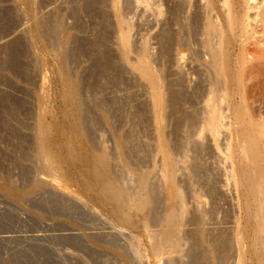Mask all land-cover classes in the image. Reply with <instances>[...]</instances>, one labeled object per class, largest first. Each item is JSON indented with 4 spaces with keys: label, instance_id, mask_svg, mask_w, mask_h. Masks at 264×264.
I'll use <instances>...</instances> for the list:
<instances>
[{
    "label": "rangeland",
    "instance_id": "374dc122",
    "mask_svg": "<svg viewBox=\"0 0 264 264\" xmlns=\"http://www.w3.org/2000/svg\"><path fill=\"white\" fill-rule=\"evenodd\" d=\"M34 1L35 2H34L32 10L34 9L33 12L35 13V15L33 12H31V14L27 13L28 6L24 0H0V42H2L0 43L1 45L0 46V96H1L0 97V101H1L0 107L1 108L3 107L2 109L0 108V111H1L0 114H3V115H0V118L3 117V119H0V134H1L0 135V264H194V262L195 264L197 263L199 264H237V260H238L237 257L239 255L237 253L239 251H236V250H239V248H238L237 242L235 241L236 233L234 231H236L235 229L237 228V225L239 227V225L244 226L246 224L245 226L248 227L250 226V224L244 221L243 219H241V216H240L241 215V211H240L241 201L238 200L240 198L238 197L237 190L235 191L236 188H234L235 185L233 182H231L232 180H229L228 181L229 183H228L227 182L228 179L226 180L227 175L225 176V174H227L225 173L226 169L227 171L229 169V167H226V166H229L230 163L225 162L224 160L225 155H223V153H225L224 151L226 150H223V148L227 144V142L233 140L232 142L235 144L236 140L235 138H232L231 136L230 138L231 140L227 139L228 141L226 142V140L224 139H226L227 136H230L231 134H228L229 133L228 131H223L224 134L222 133V135L219 136L218 138L217 147L216 146L214 147L210 139H207V141L210 140L208 143L206 142V144H208V146L206 145L208 149L206 147L205 149L202 148L203 151L201 150V148L197 149L196 147L198 146L196 145H193V147L191 146L190 148L191 150H189L188 149L189 145H187L186 141H185L186 144L184 143V145L183 144L181 145V143H183V141L185 140L184 137L186 135L187 136L185 138L187 139L188 134L189 135L194 134V132H196L197 130L196 128L197 123H195L196 126L194 125V122H196L195 118H197V116L199 115L198 110L201 109L200 108V106H202L201 102H203V99L207 92V88L209 86L207 83L210 84L211 77H212L211 72H209L206 68L207 66L205 62L208 59V56L205 54L202 48L203 47L201 43L202 42L201 40L202 31L200 30L202 29V24L204 23V21L202 22L201 20H205V18L203 17H205L204 11L206 10L204 9L203 3L204 2L207 3L209 2V0L208 1L199 0V2L196 0H190V1L189 0H178L177 2L176 0L175 1L173 0H162V1L159 0L158 1L157 0L158 2L156 0H152V1L149 0V2L148 0H142V2L138 0H119V4H118L119 11L121 12V15L123 16V18L129 23V25L132 26V28L130 27L131 29L129 31V35H130V40H132L131 44L134 43V46L133 44L130 45V48L132 47L130 49L132 53L130 54L131 51H129V53L127 54V57L125 58L126 61L124 62L122 61L121 57H119V55L116 53L117 52L116 44L118 40V39L116 40L117 26L113 18L114 16H113V12L111 9L112 8L111 0L109 1L108 0H98V1L97 0L95 1L94 0H88V1L87 0H34ZM150 1L152 4L150 3ZM188 1L189 3H187ZM87 2L88 3L90 2V3L88 4ZM254 2L255 0L252 3ZM163 4H166L165 6L167 7L164 6L163 8ZM180 4H182V6ZM217 7L218 6L216 5L215 6L216 10H218ZM175 8L177 9L176 11H174L176 12L174 14L173 10ZM191 9H193L192 12H191ZM167 10L170 12H168ZM187 10H189L188 13H187ZM216 10H215V14H214V11H213V14L212 13L210 14H212V16L217 15V17L215 16L216 18L213 16L212 19H214V21L216 20L217 22H220V20H218L219 13ZM157 11L158 12L160 11V14L157 13ZM163 12L164 13L167 12V14L164 15ZM179 12H181V14ZM253 12L255 14L258 13L257 10L251 11L252 19H253L252 16L254 15ZM32 13H33V16H30L32 15ZM189 13L192 15H190ZM202 14H203V17H202ZM207 14L208 12L206 11V16ZM34 16L38 18L34 20L35 19ZM257 18H259L260 20L259 22ZM257 18L256 20L254 19V20H251L252 22H249L252 24V26L250 24V27H249V31H250L249 38H247L246 40H244V38L240 39V41L236 43L235 45H233V47L231 48V54H232L231 70L232 71H236L235 68L238 69V65H237L238 58L242 51L247 50L243 53L246 55L247 54L246 52H248V55L246 56L250 57L252 52L251 51L249 52V50L252 49L251 48L252 46H255V45L256 46L260 45V47L264 46L263 44L264 43V31H263L264 16L263 17L257 16ZM41 19L44 20V22L42 23L45 24V26L44 24H41L42 28L43 26L45 27V29L48 27L50 28V29L49 28L47 29L48 32L45 30L48 34V37L44 39L43 42L35 40L31 32L32 31L31 28L34 25V22L37 20L41 22ZM181 19H183L182 20L183 23ZM60 22H62L61 31H57V29H55L56 27L55 25L60 24ZM175 22H178V23H175ZM165 23L167 24V26ZM193 23H196L195 24L196 26H194ZM173 24H175V26L177 27L173 26ZM198 25L200 27H198ZM114 27L116 28L114 29ZM187 27L188 28L190 27V28L187 29ZM172 29L174 31H172ZM15 31L17 34L15 33ZM52 32H54V34ZM157 32L159 33V35ZM180 32L182 35H180ZM194 33L196 36H194ZM255 33L257 37L253 38L254 36H256ZM184 34H187V35H184ZM252 34L254 36H252ZM61 35L69 39V45L66 51V56H67L66 66L68 69L69 76L71 75V79H73L72 81L73 85L78 86V91H79L80 100H81L80 102H82L81 105L84 109L83 111L84 113L82 112V117L84 116L83 119H85L83 121L84 129L86 127V130L84 131L86 133L88 141H90L89 147H92V149L94 148L97 149L95 151H98V150L106 151L107 150L106 152L107 155L112 154V155H108L109 157L112 158L111 162H113V166H111V168H113L111 170V172H113L112 175L115 178L118 177L117 180H119V182L120 181L124 182V183L120 182L122 185L125 186V184H127L125 186L127 189L130 186L132 188L136 187L135 185H137L136 183L137 173L146 174V175L148 174L149 176L148 175L147 176L149 177V181L152 183L151 185L154 186L155 184L154 186L155 191L153 190L154 195L152 194V198H155V200L152 199L153 203H151L153 204V207L149 208V206H152V205H149L147 208L143 210L145 211L144 213L143 211H140L139 213L138 211H135L136 213L132 211L133 223L135 222L134 225H136V227L134 225L132 226V224H130L131 226L128 225L129 227L124 226V225H121V223L117 222L116 219L113 220L114 218L110 217L109 214L105 211V209H103L102 207L101 209L97 203L92 202V199H89L88 196H86L82 191H80L79 189L80 187H78V185H77L78 187V190H77L75 183H72V182L67 183L65 182L66 180L64 179L63 180L65 183L62 182L63 181L62 179H61L62 181H58L60 179L53 178L51 176L54 180L58 179L56 180V183L60 182L59 185L61 184L60 186L63 188L62 190H57L59 191L58 193L56 190L55 191L53 189L50 190L47 184L42 187L43 189L45 188V191L44 190L43 192L41 191L43 194H40L41 192L37 191V190H42V188L34 190L35 183L37 182L35 180L36 179L39 180L41 177H46L44 174L43 175L40 174L42 172L41 170H39L40 168L37 169L38 165H36L37 161H35V158H36L35 144H34L35 143L34 142L35 127L33 125H35L36 123V117H37L36 114L42 111V109L39 111L38 109L42 107L44 108L48 107L46 108V110L48 111L45 114L47 116H45L44 120L46 119L47 121L53 120L56 127L61 126V129H63L62 131L63 132L65 131V134L68 133V128H66L67 120L64 119L63 117L64 116L63 113L65 112V107L59 101V98H60L59 91L61 90L60 88L61 81L59 80L60 70L58 68L59 61L57 62L58 59L56 60V55H54L58 50V48L56 47H58L57 43H58L59 38L62 37ZM167 35L172 40H171V43L169 44L170 46L166 50L164 47L165 43L164 44L162 43L164 41L163 39ZM7 36L10 38H8ZM157 38L160 40H158ZM175 41L178 45L175 43ZM255 41L258 44H256ZM241 42L242 43L245 42V43L241 44ZM248 42H252L251 44H249V46L251 45L250 49H248V46L246 49V46H245L247 45ZM144 43L147 46L148 57L151 58L149 59L151 61L153 69L157 74L160 75L161 86H162L161 92L163 94L161 93V98L162 100L164 99V102H162V104L164 103L163 105L165 107V111L163 109V111L160 112L161 114L159 113L160 120H162L163 122L162 124L163 126L160 132V136H161L160 142L163 143V146H165V149L168 150V152H170L171 150L169 154L171 155L172 158H175L174 164L175 165L177 164L175 168L177 169L179 167L178 170H175L176 174H174V171H172L169 174L172 178L175 177L174 179L178 182L177 183L175 181L176 183L175 186L179 187L177 189L179 190L181 195L184 194L182 196V200L184 198L185 199L181 201L183 202L185 206L183 204H180L181 201L179 199H177V203L179 201L180 203L177 204L176 199L171 200L169 198L170 189H169L168 183L166 182V180H165L166 183L164 182V177L161 178L162 175L160 174H163L162 173L163 171H160L163 168V164L161 162L162 155L156 151V147H155V144L157 143L156 142L157 139L155 138L156 137L155 136L156 133L154 132L155 128L153 124L151 123L152 113L150 110V106H149L150 103H149V98H148V94L150 95V90H149V87L147 88L148 86L147 83L144 80L140 79L137 73L132 69L133 67L132 63H135L137 59V53H138L137 51L140 50L141 48L140 46H142V44ZM88 48H91V49H88ZM114 51L116 54L114 53ZM134 51L135 53L133 54ZM97 54L99 55L97 56ZM14 56L16 57L14 58ZM105 56H108V58L107 57L105 58ZM114 56H116L117 58L115 57L116 58L115 59ZM181 56H183V59ZM199 56L202 59H200ZM110 58L112 59L110 60V62L114 60L113 63L116 62L115 65H117V67H115V65L113 64L115 68L114 70H113V67L109 66V64L111 63L109 62L108 64V61H109L108 59ZM99 59L102 61H100ZM122 62L125 64H123ZM122 65L124 68L122 67ZM104 68L106 69L104 70ZM110 68L111 70H109ZM116 70H118V72ZM177 85L179 86L180 89L177 88ZM173 86H175V88ZM255 87H254L255 89L253 88L254 92H258L260 87L257 86V84ZM189 88L191 89V91ZM171 89L172 90L176 89L175 90L176 92L178 90L179 95L182 90L184 94L181 93L182 95L180 96L181 98L183 97L182 98L183 100H181V98L179 97L181 101L178 99L177 104H179V101L185 102V103L183 104L180 103L181 106H179L180 104L177 106V104L175 103L174 105H176V107H174L173 103H171L172 95L170 94H173L176 92H174V90L172 91ZM255 90H258V91H255ZM193 91L195 95L193 94ZM10 99L11 100L13 99V100L11 101ZM15 100H17V102ZM167 100L170 103H167ZM236 100H239L238 97H235V102L237 103L238 101ZM259 100L260 101H258L257 99V102L256 103L254 102L255 106L253 110H255V112L253 111V116H255V119L262 118L260 121L263 122L264 120V99H259ZM262 100H263V103H262ZM7 104H9L10 106L12 105V106L9 107V105L7 106ZM24 104H26L25 107H24ZM42 104L46 105V107L41 106ZM60 104H62V106ZM114 105H115V108L113 107ZM171 105H173L172 108L170 107ZM196 106H198V108H196ZM8 107L9 109H6ZM180 107L182 109L184 108L183 112H182V109H179ZM190 107L191 108L193 107L192 110ZM61 108L63 111L61 110ZM169 108H170L171 114L170 113L168 114ZM174 108L179 109V110L175 109V111L176 112L178 111L177 113L179 114L180 117L177 116L178 114L175 111L174 112L177 115L173 114V111L171 110H173ZM223 108H225V106H223ZM10 110L12 112L14 111L15 113L14 112L10 113L11 112ZM189 110L191 112H189ZM48 112H51V113H48ZM192 112L195 113L197 116L196 115L194 116ZM9 113L11 115H9ZM162 113L165 116L162 115ZM182 114L185 115L187 119L185 118V116L183 117ZM55 116H57V118ZM50 117L52 118L50 119ZM176 117L180 118V122L182 121V123H183V120H185L184 123L186 122V124L183 123L181 127L180 125L181 123L179 122L180 126L176 125L177 122L179 121ZM181 117H183L184 119H182ZM190 118L191 119L193 118V123L191 122L192 120H190ZM2 120L3 122H5L6 125H3L4 123L1 122ZM6 121L7 122L9 121V122L7 123ZM189 121H190V127H194L195 131L192 128L188 127ZM62 122H64L65 125ZM4 126H6L7 128ZM177 126L182 129L181 130L179 128L176 129ZM187 128H190L191 130ZM121 133L124 134L125 136H123ZM226 133L228 135L225 136ZM5 134L6 136H4ZM120 137H122L121 139L124 138L126 141V142L125 141L123 142L124 147L122 150L116 149L117 145L115 146L116 140H118ZM21 142L23 144H20ZM114 142L115 144H113ZM91 144L92 146H90ZM178 145H180L181 147H179ZM209 145H211L212 147ZM194 146H195V150H194ZM112 147L115 149H113ZM23 148L25 149L27 148V150L25 151V149ZM103 148L106 150H104ZM186 148L191 153H189L186 150ZM126 149L128 151H126ZM219 149L221 150V152ZM117 150L118 152H120V154L117 152ZM196 150H199V151H197L196 153ZM124 151H125V154H123ZM215 152H216V156H215ZM129 153L130 155H128ZM19 154L23 156L21 157L19 156ZM117 154H119L120 157H118ZM157 154H160L161 157L158 156ZM185 154L189 155V158ZM198 154L201 158L198 156ZM184 156H186L187 160L184 163H182L181 161L184 159ZM194 156L196 158H193ZM217 157L221 159L222 161L220 162V160ZM14 162L16 163L17 166L15 165ZM189 162H191L192 168L194 167L195 169L190 168L191 164ZM196 162L198 164H196ZM220 165H223V166H220ZM217 171H220V172H217ZM172 174L174 176H172ZM115 175L116 176L118 175V176L116 177ZM211 176L214 178H212ZM51 177L50 178L47 177V179L51 180L52 179ZM19 178L23 180H20ZM159 180H161L162 183ZM208 182L211 184H209ZM65 184H66V187L69 189L65 187ZM223 184L225 187H223ZM16 185L17 186L20 185V186H18L17 188ZM162 185H165V186H162ZM208 185H211V186H208ZM46 187L49 189V191ZM64 187L66 188L65 190H67L66 191L67 194L65 193L66 195L63 196ZM133 190L134 189H132V191ZM192 190L194 191L193 193H192ZM213 190H216V191H213ZM1 191L6 192V193L9 192V194H6L7 195L6 197L5 194H3V192ZM35 191L40 194L39 197H38V193H36ZM69 191L70 192L72 191V192L70 193ZM76 191H77L76 194L78 195L76 197L78 199L74 198L75 197L74 195H76L75 194ZM129 191L131 192V190ZM205 191H207L208 193ZM60 192L62 193V195ZM135 192L136 191L134 190L132 194H134ZM194 193L196 195L198 194L199 196L194 195ZM72 194L74 197L72 196ZM156 194H158V196ZM8 195L12 197L10 198ZM209 195L214 202L211 201ZM219 195L221 199H218L219 197L217 196ZM18 196L19 197L21 196V198H18ZM40 196H42V198ZM67 197H69V199ZM17 199L19 200L21 199L23 201L20 202ZM166 201H167V204L165 206L164 202ZM168 201L170 205L168 204ZM174 201H175V204H174ZM198 202H200L199 205L201 206L200 207L201 209L203 208L202 210L198 207L199 206ZM85 205L87 207L89 205V207L87 208ZM168 205L172 206V208L177 205L175 208H173L174 210L177 208L180 209L179 208L180 206L186 209L184 216H183L184 218L182 217L183 218L182 221L178 222L177 225L175 226L174 225L168 226L165 221H164L165 224L164 223H163L164 225L162 224L163 218L161 219V217H164L166 213L165 211H167L168 209ZM89 208L91 210H89ZM206 208L210 211H208ZM178 209L175 211H178ZM198 209L200 210L198 211ZM202 211L205 213H203ZM150 212L153 213V216L151 215V217L149 216V218H146V216L148 217L147 214L149 215L152 214ZM201 212L206 217L203 218L202 216L204 215ZM89 214L92 216H90ZM99 215H100V218H99ZM136 216L138 217L134 218ZM78 218L79 220H77ZM199 218L203 220L200 221ZM82 219L83 220L85 219L87 224L84 223L85 221H82ZM156 219L159 220V222H157ZM147 220L152 223L148 222ZM235 220L238 222H235ZM138 221H141V222L138 223ZM88 222L92 224H88ZM242 222L245 224L243 225ZM140 223H141V226L139 225ZM158 224L160 226H158ZM180 225L181 227H179ZM167 226H168V229H167L168 235L171 234V232H172V235H174L173 231H171L173 229H174V232L176 230H177L176 231L177 233L179 230L181 232L179 233L180 235L175 232L176 234L175 236H177V238L174 236L175 239H177V241L179 242L177 246V252L175 251L171 253L168 251V254H167L168 249L165 248L166 251L164 249L162 250L161 245H159L161 243V239L157 241L162 234L164 235L163 232L164 230H166ZM159 227L163 229H160ZM90 233L93 235H91ZM149 233L151 234L149 235ZM155 234L157 238L159 236L157 240L155 239L156 238L154 236ZM155 240L157 241V243H155L156 242ZM130 247H131V250H130ZM242 248L244 251L243 255H244L245 264H254L253 259H252L251 246H250L248 239L243 243ZM159 249L162 250V253H160L161 251ZM169 255L171 257L167 258Z\"/></svg>",
    "mask_w": 264,
    "mask_h": 264
},
{
    "label": "bare ground",
    "instance_id": "6f19581e",
    "mask_svg": "<svg viewBox=\"0 0 264 264\" xmlns=\"http://www.w3.org/2000/svg\"><path fill=\"white\" fill-rule=\"evenodd\" d=\"M25 3L27 4L28 6V12L29 14H31V12L34 11V9L32 10L33 8V5H34V0H24ZM88 1V0H87ZM95 1V0H94ZM98 1V0H97ZM109 1V0H108ZM112 1V12H113V18L115 20V23H116V26H117V36H116V40H117V47H116V53L119 55V57H121L122 61H126V57H127V54L129 53V51H131L130 49V45L133 44L134 46V43L131 44V41L130 40V35H129V31L130 29L132 28V26L129 25V23L123 18V16L121 15V12L119 11V0H111ZM140 2H142V0H138ZM152 1V0H151ZM150 1V3H151ZM157 1V0H156ZM159 1V0H158ZM157 1V2H158ZM162 1V0H160ZM175 1V0H173ZM178 0H176L177 2ZM190 1V0H189ZM189 1L187 3H189ZM199 2V0H196ZM204 1V0H203ZM208 1V0H207ZM254 0H209V2L207 3H203L204 5V9L208 12L207 16H206V11H204L205 13V17H203V14H202V17L205 18V20H201L202 22L204 21V23L202 24V29H200L202 32V45H203V50L205 52V54L208 56V59L206 60V68L209 72H211V82L210 84L207 83L209 86L207 88V92H206V95L203 99V102H201L202 106H200V110H198L199 112V115L197 116L195 113L194 116L196 115L197 118H195V121L194 122V125L195 123H197V130L196 132H194V134H188V138L186 139L185 136L184 137V141L183 143H181V145L184 143L186 144L187 142V145H189L188 149L191 150V146L193 147V145H196L198 147H196L197 149H200L202 150L205 149L206 145L208 146V144H206V142L208 143L210 140L212 141V144L214 145V147L218 146V138L219 136L222 135V133L224 134L223 131H228L229 133L228 134H231L230 136H227L226 139V142L228 141L227 139H230L231 136L232 138H235V144L232 142L233 140L227 142V144L224 146L223 150H226L224 151L225 153H223V155H225L224 157V160L225 162H228L230 163L229 166H226V167H229L228 171L226 169L225 173V176L227 175L226 177V180L227 182L229 180H232L231 182L234 183L235 187V191L237 190V193H238V197L240 199L241 202H240V211H241V219H243L244 221L248 222L250 224V226L246 227L245 223H243L244 226H240L238 227L237 225V228L235 229L236 231H234L236 233L235 235V241L237 242L238 244V248L239 250H236V251H239L237 254L238 255V260H237V264H245V260H244V255H243V243L248 239L249 240V243H250V246H251V252H252V259H253V262L254 264H264V120L263 122L260 121L261 119H255V116H253V111L255 112L254 109V102L256 103L257 102V99L258 101H260L259 99H264V46L263 47H260V45L258 46H252L251 45L249 46V44H251L252 42H248L246 46V49H247V46H248V49H250V47L252 49L249 50V52L251 51L252 54H251V58L250 57H247L246 55H248V52H246L247 54L245 55L243 52L247 51V50H244L241 52L239 58H238V69H236V71H232L231 70V66H232V62H231V59H232V54H231V48L233 47V45H235L236 43H238L240 41V39L244 38V40H246L247 38H249V35H250V31H249V27H250V24L249 22H252L251 20H256L257 16L259 17H263L264 16V0H255L254 3H252ZM258 1V2H256ZM149 2V0H148ZM185 2V1H183ZM196 2V3H198ZM88 3V2H87ZM90 3V2H89ZM88 3V4H89ZM161 3V2H160ZM172 3V1H171ZM175 3V2H174ZM173 3V4H174ZM186 3V4H187ZM256 3V4H255ZM92 4V3H91ZM96 4V3H95ZM98 4V3H97ZM135 4V3H134ZM139 4V3H138ZM143 4V3H142ZM152 4V3H151ZM253 4V5H252ZM93 5V4H92ZM166 4H163V8ZM182 6V4H180ZM193 5V4H192ZM201 5V4H200ZM218 6V10H216L215 6ZM110 6V5H109ZM129 6V5H128ZM132 6V4H131ZM150 6V5H149ZM162 6V5H161ZM169 6V5H168ZM176 6V5H175ZM187 6V5H186ZM185 6V7H186ZM87 7V5H86ZM90 7V5H89ZM88 7V8H89ZM147 7V6H145ZM153 7V6H152ZM157 7V6H156ZM159 7V6H158ZM167 7V6H165ZM178 7V6H177ZM188 7V6H187ZM191 7V6H190ZM150 8V7H149ZM155 8V7H154ZM153 8V10H154ZM160 8V7H159ZM157 8V9H159ZM171 8V7H170ZM174 8V7H173ZM193 8V7H192ZM198 8V7H197ZM202 8V7H201ZM161 9V8H160ZM177 8H175L173 10L176 11ZM190 9V8H189ZM195 9V8H194ZM199 9V8H198ZM203 9V8H202ZM121 10V8H120ZM146 10V9H145ZM151 10V9H150ZM166 10V8H165ZM183 10V9H182ZM193 9H191V12H192ZM215 10L218 11L219 13V19L220 22H217L216 20L214 21L213 16L217 17V15H213V11H214V14H215ZM257 10V14H255L254 12V15L256 16H252L253 19L251 18V11H255ZM156 11V10H155ZM168 11V10H167ZM184 11V10H183ZM189 10H187V13H188ZM109 12V11H108ZM107 12V13H108ZM111 12V13H112ZM170 12V11H168ZM185 12V11H184ZM190 12V13H191ZM194 12V11H193ZM199 12V11H198ZM202 12V11H201ZM34 13V12H33ZM33 13L32 15L30 16H33ZM154 13V12H153ZM157 13L160 14V11ZM164 13V12H163ZM176 12H174L175 14ZM181 14V12H179ZM178 13V14H179ZM186 13V12H185ZM189 13V14H190ZM200 13V12H199ZM198 13V14H199ZM212 13V14H210ZM109 14V13H108ZM167 12L164 13V15H166ZM35 15V13H34ZM177 15V14H176ZM192 15V14H190ZM212 17H211V16ZM37 16V15H36ZM35 17L34 20H36L37 18ZM169 16V15H168ZM178 16V15H177ZM181 16V15H180ZM186 16V15H185ZM197 16V15H196ZM157 17V15H156ZM160 17V16H159ZM158 17V18H159ZM173 17V16H172ZM189 17V16H188ZM187 17V19H188ZM193 17V16H192ZM201 17V18H202ZM215 17V18H216ZM256 17V18H254ZM31 18V17H30ZM109 18V17H108ZM111 18V17H110ZM164 18V17H163ZM167 18V17H166ZM191 18V17H190ZM251 18V19H250ZM162 19V18H161ZM185 19V18H184ZM250 19V20H249ZM258 19V22L260 21L259 18ZM33 20V19H32ZM40 20V19H39ZM43 19H41V22H39L38 20L34 22V25L33 27L31 28L32 29V36L35 40L37 41H44V39H46L48 37V34H47V29L49 28H46L45 29V24L42 23L44 22V20L42 21ZM112 20V19H111ZM179 20V19H178ZM183 19H181L182 21ZM192 20V19H191ZM190 20V21H191ZM158 21V20H157ZM168 21V20H167ZM171 21V20H170ZM186 21V20H185ZM184 21V23H185ZM264 21V19H263ZM262 21V23H263ZM166 22V21H165ZM173 22V21H172ZM180 22V21H179ZM197 22V21H195ZM255 22V21H254ZM253 22V23H254ZM61 23L58 24V25H55V29H57V31H61ZM168 23V22H167ZM175 23H178V22H175ZM183 23V21H182ZM191 23V22H190ZM189 23V24H190ZM41 24H44L43 28L41 26ZM164 24V23H163ZM166 24V23H165ZM171 24V23H169ZM180 24V23H179ZM177 24V25H179ZM194 26H196L195 24L196 23H193ZM161 25V24H160ZM182 25V24H181ZM188 25V23H187ZM186 25V26H187ZM264 25V24H263ZM262 25V26H263ZM114 26V25H113ZM167 26V24H166ZM173 26H175V24H173ZM185 26V25H184ZM252 26V24H251ZM47 27V26H46ZM131 27V28H130ZM177 27V26H175ZM179 27V26H178ZM183 27V26H182ZM191 27V26H190ZM189 27V28H190ZM198 27H200L198 25ZM116 27H114L115 29ZM161 28V27H160ZM167 28V27H166ZM169 28V27H168ZM173 28V27H172ZM187 27V29H189ZM195 28V27H194ZM264 28V26H263ZM50 29V28H49ZM177 29V28H176ZM180 29V28H179ZM185 29V28H184ZM47 32H46V31ZM196 30V29H195ZM262 30V29H261ZM14 31V30H13ZM50 31V30H49ZM161 31V30H160ZM170 31V30H169ZM172 31H174L172 29ZM190 31V30H189ZM194 31V30H193ZM264 31V29H263ZM168 32V31H167ZM176 32V31H175ZM255 32V30H254ZM253 32V33H254ZM16 33V31H15ZM54 34V32H52ZM158 33V32H157ZM165 33V32H164ZM173 33V32H172ZM188 33V31H187ZM190 33V32H189ZM199 33V32H198ZM257 33V32H256ZM255 33V35H256ZM13 34V33H12ZM17 34V33H16ZM51 34V33H50ZM58 34V33H57ZM103 34V33H102ZM169 34V33H168ZM171 34V33H170ZM192 34V33H191ZM190 34V35H191ZM258 34V33H257ZM14 35V34H13ZM101 35V34H100ZM157 35V34H156ZM159 35V33H158ZM175 35V34H174ZM180 35L181 32H180ZM184 35H187V34H184ZM189 35V36H190ZM193 35V34H192ZM11 36V35H10ZM62 36V35H61ZM162 36V35H160ZM164 36V34H163ZM172 36V35H171ZM194 36L195 33H194ZM198 36V35H197ZM252 36H254L252 34ZM8 37V36H7ZM13 37V36H12ZM56 37V35H55ZM54 37V38H55ZM178 37V36H176ZM192 37V36H191ZM200 37V36H199ZM257 37L254 36L253 38ZM10 38V37H8ZM162 38V37H161ZM174 38V37H173ZM183 38V36H182ZM190 38V37H188ZM259 38V37H258ZM56 39V38H55ZM58 39V38H57ZM132 39V38H131ZM156 39V38H155ZM158 39V38H157ZM175 39V38H174ZM179 39V38H178ZM186 39V38H185ZM200 39V38H199ZM257 39V38H256ZM97 40V38H96ZM99 40V39H98ZM160 40V39H158ZM162 40V39H161ZM163 43L164 44V47L165 49L167 50L168 47L170 46L169 44L171 43V38L168 37V35L163 39ZM200 40V41H201ZM56 41V40H55ZM100 41V40H99ZM103 41V40H102ZM186 41V40H185ZM188 41V40H187ZM258 41V40H257ZM52 42V41H51ZM50 42V43H51ZM93 42V41H92ZM179 42V41H178ZM246 42V41H245ZM244 42V43H245ZM256 42V41H255ZM259 42V41H258ZM262 42V41H261ZM260 42V43H261ZM2 43V42H0ZM10 43V41H9ZM54 43V41H53ZM52 43V44H53ZM102 43V42H101ZM113 43V44H114ZM137 43V42H136ZM159 43V44H161ZM176 43V41H175ZM181 43V42H180ZM184 43V42H183ZM182 43V44H183ZM241 42V44H244ZM6 44V43H5ZM47 44V43H46ZM51 44V45H52ZM58 50L57 52L54 54L56 55V60L57 62L59 61V64H58V68L60 70L59 72V80L61 81L60 84H61V90L59 91L60 93V98H59V101L64 105L65 107V112L63 113V117L67 124V127L68 128V133L65 134V131L63 132L61 129V126L60 127H56L53 120L52 121H47L44 120L45 119V115L47 113L48 110H46V105H41V106H45L46 108L42 107L39 110L42 109L41 112L37 113L36 111V123L35 125H33L35 127V134H34V144H35V161L36 162V165H38V168L39 170H41L42 173L40 174H44L46 177H41L39 180H35L37 181L35 183V188L34 190H37L39 188H42L44 185H48L49 186V189H53L54 191L56 190H62L63 188L59 185L60 182H57L56 183V180L58 181H62L63 179L66 180L65 182L67 183H75V186L77 187H80V191H82L86 196L89 197V199H92V202H95L97 203L100 208L102 207L103 209H105V211L109 214L110 217L114 218L113 220L116 219L117 222L121 223V225H124V226H128L130 224H132V226L134 225L133 223V214H132V211L135 212V211H138V213L140 211H143L145 208H147L149 205H152V206H149L150 207H153V203L152 202V199L155 200V198H152V194H153V190H154V186H152L151 182L149 181V175L147 176L146 174H138L136 175V183L137 185H135L137 187H134L132 188L131 186V189L130 187H128V189L125 187L127 184L122 185L121 183H124V182H119V180H117V178H115L111 172V170L113 168H111V166H113V162H111V157H109L108 155H112V154H108L107 155V150L106 151H95L97 149L93 148L92 147H89V142L88 141V138L86 136V133L84 130H86V127L84 129V125H83V121L85 119L84 116L82 117V112L84 111L81 103L80 102V94H79V91H78V86L76 87L75 85H73L72 81L73 79H71V75L69 76L68 74V69H67V66H66V51H67V47L69 45V39L62 36L59 38L58 40ZM138 44V43H137ZM158 44V42H157ZM173 44V43H172ZM177 44V43H176ZM240 44V43H239ZM256 44H258L256 42ZM264 44V43H263ZM55 45V44H54ZM102 45V44H101ZM178 45V44H177ZM254 45V44H253ZM262 45V44H261ZM1 46V45H0ZM49 46V45H48ZM47 46V47H48ZM137 46V45H136ZM181 46V45H180ZM179 46V47H180ZM7 47V45H6ZM102 47V46H101ZM105 47V46H104ZM138 47V46H137ZM140 50L137 51V59L135 61V63H132L133 64V67L132 69L137 73V75L139 76L140 79L144 80L146 83H147V88L149 87V90H150V95L148 94V98H149V103H150V110H151V115H152V124L155 128L154 132L156 133L155 134V138L157 139L156 140V144H155V147H156V151L159 152L161 155H162V158H161V162L163 164V168L160 170V171H163L162 173L163 174H160L162 175L161 178L164 177V182L166 180V182L168 183V186H169V189H170V199L171 200H175L176 199V203H177V199H179L180 201L182 200V196L184 195H181V193L179 192V190L177 188H179L178 186H175V177H171L169 173H171L172 171H174V174L175 173V170H178V168L176 169L175 166H177V164L175 165L174 164V159L175 158H172L171 155L169 154L171 152H168V150L165 149V146H163V143L160 142V139H161V136H160V132H161V128H162V120H160V112L165 111V107H164V103L162 104V102H164V99L162 100L161 98V80H160V75L157 74L154 69H153V66L151 64V61H150V57H148V51H147V46L146 44H142V46H140ZM163 47V45H162ZM177 47V46H176ZM183 47V45H182ZM188 47V46H186ZM201 47V45H200ZM87 48V47H86ZM110 48V47H109ZM201 48V49H202ZM245 48V47H244ZM5 49V48H4ZM11 49V48H10ZM88 49H91V48H88ZM106 49V48H105ZM104 49V50H105ZM111 49V48H110ZM139 49V48H137ZM136 49V50H137ZM149 49V48H148ZM164 49V48H163ZM52 50V49H51ZM86 50V49H85ZM109 50V49H108ZM106 50V51H108ZM180 50V49H179ZM14 51V50H13ZM56 51V50H55ZM97 51V50H96ZM113 51V50H112ZM202 51V50H201ZM95 52V51H94ZM150 52V50H149ZM6 53V52H5ZM111 53V51H110ZM113 53V52H112ZM115 53V51H114ZM115 53V54H116ZM132 53V51L130 52V54ZM135 53V51L133 52V54ZM178 53V52H177ZM151 54V53H150ZM250 54V53H249ZM10 55V54H9ZM99 54H97L98 56ZM113 55V54H112ZM117 55V56H118ZM179 55V54H178ZM136 56V55H135ZM150 56V55H149ZM177 56V55H176ZM180 56V55H179ZM178 56V58H179ZM206 56V57H207ZM12 57V56H11ZM10 57V58H11ZM16 56H14L15 58ZM108 58V56H105V58ZM116 56H114L115 58ZM166 57V56H165ZM182 59H183V56H181ZM200 57V56H199ZM198 57V58H199ZM205 57V58H206ZM8 58V57H7ZM100 58V57H99ZM104 58V59H105ZM117 58V57H116ZM115 58V59H116ZM129 58V57H128ZM150 58V59H149ZM161 58V57H160ZM177 59V58H176ZM200 59H202L200 57ZM204 59V58H203ZM100 60V59H99ZM109 60V61H108ZM106 61H108V64L110 62V60H112L111 58L108 59ZM119 60V59H118ZM10 61V60H9ZM98 61V60H97ZM102 61V60H100ZM178 61V60H177ZM204 61V60H203ZM14 62V61H13ZM95 62V61H94ZM104 62V61H103ZM113 61H111L110 63L112 64H109L110 67H113V70L115 69L113 64L115 65V63H113ZM122 62V63H123ZM180 62V61H179ZM118 63V62H117ZM121 63V62H120ZM100 64V63H99ZM125 64V63H123ZM178 64V63H177ZM181 64V63H180ZM5 65V64H4ZM10 65V64H9ZM16 65V64H15ZM18 65V64H17ZM95 65V64H94ZM102 65V64H101ZM119 65V64H118ZM128 65V64H127ZM126 65V66H127ZM98 66V64H97ZM108 66V67H109ZM182 66V65H181ZM180 66V67H181ZM202 66V65H201ZM204 66V65H203ZM19 67V66H18ZM104 67V66H103ZM107 67V66H106ZM115 67H117V65H115ZM123 67V65H122ZM179 67V66H178ZM124 68V67H123ZM122 68V69H123ZM106 68H104L105 70ZM118 69V68H117ZM175 69V68H174ZM181 69V68H180ZM16 70V69H15ZM111 70V68L109 69ZM112 70V71H113ZM119 70V69H118ZM118 70H116L118 72ZM121 70V69H120ZM173 70V69H172ZM176 70V69H175ZM178 72V71H176ZM108 74V73H107ZM210 75V76H211ZM177 76V75H176ZM206 76V75H205ZM115 77V76H114ZM180 79V78H179ZM207 79V77H206ZM112 80V79H111ZM174 80V78H173ZM183 80V79H182ZM113 81V80H112ZM115 81V80H114ZM184 81V80H183ZM174 82V81H173ZM208 82V81H207ZM186 83V82H185ZM198 83V82H197ZM172 84V83H170ZM195 84V82H194ZM259 86V91L258 90H255V91H258V92H254V89L256 88L255 86ZM174 85V84H173ZM197 85V84H196ZM193 86V84H192ZM168 87V86H167ZM175 88V86H173ZM188 87V86H187ZM255 87V88H254ZM177 88H179V86L177 85ZM194 88V87H193ZM254 88V89H253ZM167 89V88H166ZM180 89V88H179ZM190 89V88H189ZM258 89V87H257ZM170 90V89H169ZM172 90V89H171ZM174 90V89H173ZM172 90V91H173ZM176 90V89H175ZM174 90V92H176ZM184 90V89H183ZM195 90V89H194ZM199 90V89H198ZM203 90V89H202ZM167 91V90H166ZM171 91V93H172ZM191 91V89H190ZM205 91V90H204ZM185 92V91H184ZM179 91L177 90L176 93H173V94H170L172 95L171 96V99H172V102L173 105L176 103H178V99L179 97L181 98L180 95H182L181 93H183V91L181 90V93L180 95L178 94ZM192 93V92H191ZM58 94V95H59ZM163 94V93H162ZM184 94V93H183ZM193 94L195 95L194 91H193ZM193 95V96H194ZM200 95V94H199ZM202 95V94H201ZM185 96V95H184ZM204 96V95H203ZM1 97V96H0ZM198 97V96H197ZM235 97H238L239 100H236L238 101L237 103L235 102ZM183 98V97H182ZM181 98V100H183ZM187 98V97H186ZM185 98V99H186ZM196 98V97H195ZM201 98V97H200ZM4 99V98H3ZM8 99V98H7ZM168 99V98H167ZM202 99V98H201ZM11 100V99H10ZM13 100V99H12ZM11 100V101H12ZM180 100V99H179ZM180 100V101H181ZM256 100V101H255ZM17 102V100H15ZM58 101V102H59ZM179 101V104H183L185 102H180ZM193 101V100H192ZM199 101V100H197ZM1 102V101H0ZM14 102V101H13ZM12 102V103H13ZM196 102V101H195ZM10 103V104H12ZM45 103V102H44ZM148 103V104H149ZM167 103H170L168 102L167 100ZM191 103V102H190ZM197 103V102H196ZM262 103H263V100H262ZM5 104V103H4ZM16 104V103H15ZM21 104V103H20ZM23 104V103H22ZM62 104H60L62 106ZM177 104V106L179 105ZM181 104L179 106H181ZM188 104V103H187ZM9 104H7L8 106ZM18 105V104H17ZM26 104H24V107H25ZM39 105V103H38ZM171 105L170 107L172 108ZM189 105V104H188ZM192 105V104H191ZM12 106V105H11ZM9 105V107H11ZM15 106V105H13ZM167 106V105H166ZM187 106V105H185ZM223 106H225V108H223ZM6 107V106H4ZM6 108V109H9ZM21 107V106H20ZM40 107V105H39ZM115 108V105L113 106ZM148 107V106H147ZM174 107H176V105H174ZM189 107V106H188ZM1 108V107H0ZM3 108V107H2ZM1 108V109H2ZM13 108V107H12ZM44 108V109H43ZM191 108V107H190ZM193 108V107H192ZM191 108V110H192ZM196 108H198V106H196ZM256 108V107H255ZM20 109V108H19ZM24 109V108H23ZM175 109L177 110L178 108H174L173 110V114H176L177 112L175 111ZM179 109H182L181 107ZM178 109V110H179ZM184 109V108H183ZM182 109V112L184 111ZM188 109V108H187ZM195 109V108H194ZM21 110V109H20ZM26 110V109H25ZM62 110V108H61ZM60 110V111H61ZM11 111V110H10ZM18 111V110H17ZM63 111V110H62ZM149 111V110H148ZM176 113H175V112ZM7 112V111H6ZM14 112V111H13ZM12 111L10 113H13ZM19 112V111H18ZM26 112V111H24ZM186 112V111H185ZM189 112H191L189 110ZM1 113V111H0ZM3 113V112H2ZM8 113V112H7ZM9 113V115H11ZM15 113V112H14ZM48 113H51V112H48ZM84 113V112H83ZM160 113V114H159ZM164 113V112H163ZM162 113V115H164ZM171 114L170 112V108H169V111H168V114ZM180 113V111H179ZM191 113V114H192ZM5 114V113H4ZM18 114V113H17ZM24 114V113H23ZM54 114V113H52ZM62 114V113H60ZM178 114V113H177ZM176 114V115H177ZM184 114V113H183ZM182 114V115H183ZM190 114V113H189ZM198 114V113H197ZM0 115H3V114H0ZM8 115V114H7ZM20 115V114H19ZM84 115V114H83ZM138 115V114H137ZM24 116V115H23ZM51 116V115H50ZM165 116V115H164ZM179 116V114L177 115ZM185 115H183L184 117ZM188 116V115H187ZM193 116V115H192ZM257 116V115H256ZM2 117V116H1ZM19 117V116H18ZM49 117V116H48ZM57 118V116H55ZM172 117V115H171ZM175 117V116H173ZM180 117V116H179ZM183 117H181L182 119H184ZM191 117V116H190ZM13 118V117H12ZM15 118V117H14ZM52 117H50L51 119ZM55 118V119H56ZM60 118V117H59ZM165 118V117H164ZM162 118V119H164ZM177 118V117H176ZM186 118V116H185ZM0 119H3L0 118ZM7 119V118H6ZM151 119V118H150ZM179 121L177 122L176 125H183L184 121L183 120V123L182 121L180 122V118H177ZM187 119V118H186ZM10 120V119H9ZM63 120V118H62ZM122 120V118H121ZM175 120V119H174ZM189 120V118H188ZM190 120H192L191 122L193 123V118ZM15 121V120H14ZM129 121V120H127ZM150 121V120H149ZM3 122V120L1 121ZM7 122V121H6ZM9 122V121H8ZM7 122V123H8ZM21 122V121H20ZM142 122V121H141ZM180 122V123H179ZM4 123V124H3ZM2 124L3 125H6L5 122H3ZM15 123V122H13ZM19 123V122H18ZM58 123V121H57ZM64 123V122H62ZM150 123V122H149ZM188 123V122H187ZM191 123V125H192ZM20 124V123H19ZM24 124V123H23ZM61 124V123H60ZM186 124V122L184 123ZM189 126L190 127V121H189ZM9 125V124H8ZM7 125V126H8ZM12 125V124H11ZM15 125V124H14ZM18 125V124H17ZM21 125V124H20ZM19 125V126H20ZM58 125V124H57ZM62 125V124H61ZM65 125V123H64ZM175 125V123H174ZM179 125V126H180ZM195 125V126H196ZM26 126V125H25ZM6 127V126H4ZM121 127V125H120ZM184 127V126H183ZM7 128V127H6ZM19 128V127H18ZM63 128V126H62ZM115 128V127H114ZM179 128L180 130L182 128L180 127H176V129ZM185 128V127H184ZM194 130V127H190ZM190 128H187V129H190ZM5 129V128H4ZM3 129V130H4ZM20 129V128H19ZM24 129V128H23ZM119 129V128H118ZM117 129V130H118ZM6 130V129H5ZM4 130V131H5ZM11 130V128H10ZM9 130V131H10ZM22 130V129H21ZM65 130V129H64ZM67 130V129H66ZM191 130V129H190ZM192 130V132H193ZM19 131V130H18ZM114 131V130H113ZM178 131V130H177ZM186 131V129H185ZM188 131V130H187ZM195 131V130H194ZM3 132V131H2ZM13 132V131H12ZM182 132V131H181ZM191 132V131H189ZM7 133V132H6ZM115 133V132H114ZM187 133V132H185ZM4 134V133H3ZM14 134V133H13ZM21 134V133H20ZM116 134V133H115ZM122 134V133H121ZM163 134V133H162ZM227 133L225 134L228 135ZM1 135V134H0ZM123 136H125L124 134H122ZM178 135V134H177ZM6 136V134L4 135ZM23 136V135H22ZM121 136V135H120ZM122 136V137H123ZM176 136V135H175ZM122 137H120L118 140H116V144L115 142L113 144H115V146L117 145V148L116 149H120L122 150L123 147H124V141L125 139H121ZM183 137V136H181ZM3 138V137H2ZM7 138V137H6ZM116 138V137H115ZM127 138V137H126ZM177 138V137H176ZM16 139V138H15ZM207 139H210L209 141H207ZM223 139V138H221ZM128 141V140H127ZM186 141V142H185ZM220 141V140H219ZM126 142V141H125ZM178 142V141H176ZM224 142V143H226ZM27 143V141H26ZM211 143V142H210ZM20 144H23L22 142ZM128 144V143H127ZM167 144V143H166ZM222 144V143H221ZM25 145V144H24ZM176 145V144H175ZM223 145V144H222ZM20 146V145H19ZM92 146V144L90 145ZM179 147H181L180 145H178ZM186 146V145H185ZM184 146V148H185ZM211 146V145H209ZM15 147V146H14ZM23 147V146H22ZM26 147V146H24ZM30 147V146H29ZM96 147V146H95ZM114 147V146H113ZM112 147V148H113ZM137 147V146H136ZM177 147V146H176ZM212 147V146H211ZM207 148V147H206ZM25 149V148H23ZM115 149V148H113ZM125 149V148H124ZM129 149V147H128ZM134 149V148H133ZM136 149V148H135ZM170 149V147H169ZM182 149V148H181ZM186 148V150L189 152ZM208 149V148H207ZM27 150V148L25 149V151ZM117 150V152H118ZM194 150H195V146H194ZM200 150V151H201ZM220 150V149H219ZM222 150V151H223ZM13 151V150H12ZM112 151V150H111ZM114 151V150H113ZM126 151H128L126 149ZM132 151V150H131ZM136 151V150H135ZM182 151V150H181ZM197 151L199 150H196V153ZM203 151V150H202ZM216 151V150H215ZM28 152V151H27ZM33 152V151H32ZM116 152V153H117ZM155 152V151H154ZM186 152V151H185ZM194 152V151H192ZM214 152V151H213ZM221 152V150H220ZM17 153V152H16ZM120 154V152H118ZM131 153V152H130ZM130 153L128 155H130ZM134 153V151H133ZM191 153V152H189ZM195 153V154H196ZM199 153V152H198ZM212 153V151H211ZM28 154V153H27ZM30 154V153H29ZM118 155V157H120ZM123 154H125V151L123 152ZM122 154V155H123ZM160 154H157L158 156L161 157ZM222 154V153H221ZM220 154V155H221ZM116 155V154H114ZM113 155V156H114ZM156 155V156H157ZM186 156H188L189 158V155L185 154ZM201 155V154H200ZM203 155V154H202ZM205 155V154H204ZM19 156H21L19 154ZM23 156V155H22ZM21 156V157H22ZM186 156H184V159L181 161L182 163H184L187 159H186ZM199 156V154H198ZM210 156V154H209ZM215 156H216V152H215ZM32 157V156H31ZM116 157V156H115ZM200 157V156H199ZM128 158V157H126ZM125 158V159H126ZM192 158V157H191ZM193 158H196L195 156ZM201 158V157H200ZM218 158V157H217ZM2 159V158H1ZM23 159V158H22ZM33 159V158H32ZM122 159V158H121ZM160 159V158H159ZM219 159V158H218ZM25 160V159H24ZM117 160V159H116ZM195 160V159H194ZM214 160V159H213ZM220 162L222 161L221 159H219ZM218 160V161H219ZM224 162V161H223ZM15 163V162H14ZM35 163V162H34ZM112 163V164H111ZM116 163V162H115ZM177 163V161H176ZM180 163V162H179ZM191 164V162H189ZM195 164V163H194ZM193 164V165H194ZM196 164H198L196 162ZM200 164V163H199ZM219 164V163H218ZM16 165V163H15ZM35 165V166H36ZM157 165V164H156ZM226 165V164H224ZM17 166V165H16ZM179 166V165H178ZM190 166V165H189ZM195 166V165H194ZM201 166V165H200ZM219 166V165H217ZM220 166H223V165H220ZM13 167V166H12ZM26 167V166H24ZM198 167V166H197ZM231 167V168H230ZM28 168V167H27ZM192 168V164H191V167ZM194 168V167H193ZM192 168V169H193ZM223 168V167H222ZM17 169V168H16ZM35 169V170H37ZM195 169V168H194ZM220 169V167H219ZM6 170V169H5ZM24 170V169H23ZM117 170V168H116ZM191 170V169H190ZM197 170V169H196ZM200 170V169H199ZM18 171V170H17ZM198 171V170H197ZM223 171V170H221ZM6 172V171H4ZM125 172V171H123ZM193 172V171H191ZM217 172H220V171H217ZM18 173V172H17ZM119 173V172H118ZM146 173V172H145ZM159 173V172H158ZM224 173V172H223ZM222 173V174H223ZM29 174V173H28ZM27 174V175H28ZM178 174V172H177ZM221 174V175H222ZM22 175V174H21ZM26 175V176H27ZM31 175V174H30ZM34 175V174H32ZM41 175V176H42ZM53 178H58V179H53ZM172 176H174L172 174ZM224 176V175H223ZM24 177V176H23ZM32 177V176H31ZM47 177H51L52 179L51 180H48ZM120 177V176H119ZM212 177V176H211ZM37 178V177H36ZM124 178V177H123ZM214 178V177H212ZM20 179V178H19ZM18 179V180H19ZM35 179V178H34ZM62 179V180H61ZM120 179V178H119ZM160 179V177H159ZM174 179V180H173ZM178 179V178H177ZM225 179V178H224ZM20 180H23V179H20ZM31 180V179H30ZM53 180V181H52ZM64 180L62 181L63 183ZM122 180V179H121ZM207 180V179H206ZM223 180V178H222ZM17 181V180H16ZM34 181V180H33ZM32 181V182H33ZM69 181V182H68ZM123 181V180H122ZM161 182V180H159ZM163 181V179H162ZM210 181V180H209ZM221 181V180H220ZM55 182V183H54ZM163 182V184H164ZM165 182V183H166ZM177 182V181H176ZM205 182V181H204ZM203 182V183H204ZM211 182V181H210ZM219 182V181H218ZM230 182V184H231ZM20 183V182H19ZM26 183V182H25ZM66 183V184H67ZM159 183V182H158ZM162 183V182H161ZM178 183V182H177ZM202 183V184H203ZM209 183V182H208ZM217 183V182H216ZM215 183V184H216ZM224 183V182H223ZM229 183V182H228ZM227 183V184H228ZM232 183V185H233ZM23 184V183H22ZM66 184H65V187H66ZM129 184V183H128ZM211 184V183H209ZM221 184V183H220ZM5 185V184H4ZM14 185V184H13ZM21 185V184H20ZM18 185V186H20ZM27 185V184H26ZM32 185V184H31ZM64 185V184H63ZM62 185V186H63ZM69 185V184H68ZM132 185V184H130ZM178 185V184H177ZM201 185V184H200ZM213 185V184H212ZM231 185V186H232ZM17 186V185H16ZM15 186V188H16ZM17 186V188H18ZM24 186V185H23ZM21 186V187H23ZM30 186V184H29ZM161 186V185H160ZM162 186H165V185H162ZM194 186V185H192ZM205 186V185H204ZM207 186V185H206ZM208 186H211V185H208ZM217 186V185H216ZM215 186V187H216ZM221 186V185H220ZM229 186V185H228ZM8 187V185H7ZM33 187V186H32ZM64 187V193H63V196L66 195V191L65 190L66 188ZM69 187V186H68ZM78 187H77V190H78ZM219 187V186H218ZM223 187L224 184H223ZM227 187V185H226ZM20 188V187H19ZM26 188V187H25ZM47 188V187H46ZM159 188V187H158ZM165 188V187H164ZM202 188V187H201ZM212 188V187H211ZM214 188V187H213ZM217 188V187H216ZM2 189V188H1ZM32 189V188H31ZM48 189V188H47ZM48 189V191H49ZM69 189V188H67ZM73 189V188H72ZM132 189H134L136 192L134 194H132L134 192V190L132 191ZM204 189V188H203ZM202 189V190H203ZM7 190V189H6ZM5 190V191H6ZM24 190V189H23ZM26 190V189H25ZM43 190L45 191V188L42 190H37L38 192L42 191ZM131 190V192L129 191ZM160 190V189H159ZM165 190V189H164ZM224 190V189H223ZM20 191V190H19ZM31 191V190H30ZM53 191V192H54ZM73 191V190H72ZM71 191V192H72ZM155 191V190H154ZM213 191H216V190H213ZM218 191V189H217ZM220 191V190H219ZM3 192V191H1ZM7 192V191H6ZM6 192H3V194H5V196L7 197L6 194H9L6 193ZM27 192V191H26ZM36 192V191H35ZM36 192V193H38ZM40 193V194H43V193ZM59 191H57L58 193ZM70 192V191H69ZM68 192V193H69ZM70 192V193H71ZM165 192V191H164ZM182 192V191H181ZM194 191L192 190V193ZM198 192V191H197ZM196 192V193H197ZM207 192V191H205ZM204 192V193H205ZM222 192V191H221ZM225 192V191H224ZM25 193V192H24ZM48 193V192H47ZM52 193V192H50ZM61 193V192H60ZM66 193V194H65ZM77 193V191L75 192V194ZM131 193V194H130ZM155 193V192H154ZM158 193V192H156ZM199 193V192H198ZM203 193V192H202ZM208 193V192H207ZM218 193V192H217ZM22 194V192H21ZM38 193V197L40 195ZM55 194V193H54ZM53 194V195H54ZM82 194V193H80ZM212 194V193H211ZM210 194V195H211ZM221 194V193H220ZM35 195V194H34ZM62 195V193H61ZM71 195V194H69ZM68 195V196H69ZM154 195V194H153ZM158 196V194H156ZM194 195H196L194 193ZM209 195V197H210ZM218 195V194H217ZM236 195V194H235ZM10 197V195H8ZM50 196V195H49ZM57 196V195H56ZM73 196V194H72ZM75 196V197H74ZM73 197L74 198H77L76 196H78L77 194L74 195ZM82 196V195H81ZM196 196H199L198 194ZM223 196V195H222ZM12 197V196H11ZM10 197V198H11ZM33 197V195H32ZM42 198V196H40ZM45 197V196H44ZM55 197V196H54ZM58 197V196H57ZM70 197V196H69ZM69 197H67L69 199ZM84 197V195H83ZM155 197V196H153ZM214 197V196H213ZM219 197L218 199H221L220 198V195L217 196ZM236 197V196H235ZM18 198H21V196ZM23 198V197H22ZM27 198V197H26ZM35 198V197H34ZM66 198V199H67ZM73 198V199H74ZM82 198V197H81ZM199 198V197H198ZM215 198V197H214ZM15 199V198H13ZM37 199V198H36ZM51 199V197H50ZM62 199V198H61ZM71 199V198H70ZM78 199V198H77ZM83 199V198H82ZM87 199V198H86ZM165 199V198H164ZM163 199V200H164ZM185 199V198H184ZM183 199V200H184ZM211 199V197H210ZM19 200V199H17ZM29 200V199H28ZM27 200V201H28ZM60 200V199H59ZM57 200V201H59ZM65 200V198H64ZM85 200V199H84ZM83 200V202H84ZM170 200V202H171ZM182 200V201H183ZM199 200V199H198ZM20 202H22L23 200H19ZM54 201V200H53ZM78 201V200H76ZM81 201V200H80ZM79 201V202H80ZM180 201L178 203H180ZM181 201L180 204H183V202ZM212 202H214L212 199H211ZM220 201V200H219ZM56 202V201H55ZM62 202V201H61ZM71 202V201H70ZM87 202V201H86ZM216 202V201H215ZM239 202V201H238ZM65 203V202H63ZM165 203V206L167 204V201L164 202ZM177 203V204H178ZM85 204V202H84ZM168 204H169V201H168ZM174 204H175V201H174ZM179 204V205H180ZM200 204V202H198V205ZM202 204V203H201ZM217 204V203H216ZM238 204V203H237ZM170 205V204H169ZM168 205V209L167 211H165V215L164 217H161V219L163 218V222L162 224L166 222V224L168 226H171V225H177L178 222H181L182 219L184 218V213H185V210L182 206H180L178 209V211H175L177 209H173L175 208L176 206H174L172 208V206H169ZM184 205V204H183ZM203 205V204H202ZM212 205V204H211ZM86 206V205H85ZM185 206V205H184ZM197 206V205H196ZM205 206V205H204ZM83 207V206H82ZM87 207V206H86ZM89 207V205H88ZM87 207V208H88ZM93 207V206H92ZM199 208L201 207L200 205L198 206ZM208 207V206H207ZM238 207V206H237ZM101 208V209H102ZM209 208V207H208ZM211 208V207H210ZM215 208V207H214ZM201 209V208H200ZM198 209V211L200 210ZM203 209V208H202ZM201 209V210H202ZM207 209V208H206ZM205 209V210H206ZM213 209V208H212ZM238 209V208H237ZM89 210H91L89 208ZM147 210V209H146ZM153 210V208H152ZM196 210V209H195ZM208 210V209H207ZM82 211V210H81ZM149 211V209H148ZM147 211V213H148ZM163 211V210H162ZM204 211V210H203ZM202 211V212H203ZM210 211V210H208ZM212 211V210H211ZM145 211H143L144 213ZM153 212V211H152ZM150 212V213H152ZM156 212V210H155ZM201 212V213H202ZM207 212V211H206ZM84 213V212H82ZM96 213V212H95ZM136 213V212H135ZM142 213V214H143ZM146 213V214H147ZM154 213V212H153ZM153 213L152 214H147L148 217L146 216V218H149V216L151 217V215L153 216ZM200 213V212H199ZM205 213V212H203ZM202 213V214H203ZM239 213V212H238ZM78 214V213H77ZM99 214V213H97ZM105 214V213H104ZM141 214V216H142ZM164 214V213H163ZM85 215V214H84ZM90 215V214H89ZM95 215V214H94ZM135 215V214H134ZM137 215V214H136ZM156 215V213H155ZM154 215V216H155ZM201 215V214H200ZM204 215V214H203ZM92 216V215H90ZM76 217V216H75ZM95 217V216H94ZM138 216L134 217V218H137ZM183 217V218H182ZM203 218L206 217L205 215L202 216ZM201 217V218H202ZM239 217V216H238ZM237 217V218H238ZM86 218V217H85ZM93 218V217H92ZM98 218V217H97ZM99 218H100V215H99ZM98 218V219H99ZM145 218V220H146ZM154 218V217H153ZM157 218V217H156ZM200 219L203 220V219ZM91 219V218H90ZM95 219V218H94ZM93 219V220H94ZM104 219V218H103ZM140 219V218H139ZM137 219V220H139ZM79 220V218L77 219ZM105 220V219H104ZM135 220V219H134ZM141 220V219H140ZM150 220V219H148ZM147 220V221H148ZM157 220V219H156ZM82 221H85V219ZM143 221V219H142ZM155 221V220H154ZM165 221V222H164ZM92 222V220H91ZM110 222V221H109ZM141 222V221H138V223ZM150 222V221H148ZM157 222H159V220H157ZM161 222V220H160ZM235 222H238L235 220ZM86 223V221L84 222ZM137 223V224H138ZM145 223V222H144ZM152 223V222H150ZM156 223V222H155ZM154 223V224H155ZM247 223V224H248ZM87 224V223H86ZM88 224H92V223H89ZM163 224V225H164ZM120 225V224H119ZM141 226V223L139 224ZM145 225V224H144ZM148 225V223H147ZM90 226V225H89ZM131 226V225H130ZM136 227V225H134ZM143 226V225H142ZM146 226V225H145ZM158 226H160L158 224ZM166 226V225H165ZM168 226L166 228V230H164V235L162 234L159 238L156 237V234L153 236L157 241H159L161 239V243L159 245H161V249L167 250V254H168V251L169 252H177V246L179 244V242L177 241V239H175V237L177 238V236H175V231L174 232V229L171 230L173 231V234L172 235V232L171 234L168 235ZM129 227V226H128ZM181 227V225L179 226ZM88 228V227H87ZM133 228V227H132ZM145 228V227H144ZM143 228V229H144ZM160 228V227H159ZM157 228V229H159ZM249 228V229H248ZM92 229V228H91ZM90 229V231H91ZM153 229V228H152ZM160 229H163V228H160ZM182 229V228H181ZM89 230V229H87ZM94 230V229H93ZM98 230V229H97ZM179 230V229H178ZM151 231V230H150ZM158 231V230H157ZM160 232V231H159ZM73 233V232H72ZM76 233V232H75ZM95 233V232H94ZM162 233V232H161ZM167 233V234H165ZM177 233V232H176ZM181 233L180 230L178 231L177 234ZM91 234V233H90ZM100 234V232H99ZM104 234V233H102ZM151 233H149L150 235ZM159 234V233H158ZM157 234V235H158ZM93 235V234H91ZM180 235V234H179ZM95 236V235H94ZM103 236V235H102ZM175 236V237H174ZM80 237V236H79ZM97 237V236H96ZM180 237V236H179ZM178 237V238H179ZM76 238V237H75ZM93 238V237H92ZM99 239V238H98ZM101 239V238H100ZM180 239V238H179ZM95 240V239H94ZM155 240V241H156ZM152 241V240H151ZM157 241L155 243H157ZM236 244V245H237ZM246 244V243H245ZM158 245V244H157ZM158 245V246H159ZM152 246V245H151ZM157 247V246H156ZM155 247V248H156ZM160 247V246H159ZM158 247V248H159ZM180 247V246H179ZM157 248V249H158ZM159 249L160 253H162V250ZM237 249V248H236ZM130 250H131V247H130ZM179 250V249H178ZM153 251V249H152ZM166 251V250H165ZM180 252V251H179ZM124 253V252H123ZM165 253V252H163ZM170 253V254H171ZM126 254V253H125ZM161 255V254H160ZM164 255V254H163ZM172 255V254H171ZM193 255V254H192ZM159 256V255H158ZM194 256V255H193ZM171 257L170 255L167 257L169 258ZM128 258V257H127ZM129 259V258H128ZM131 259V258H130ZM132 260V259H131ZM198 260V259H197ZM198 262V261H196ZM130 263V262H129ZM135 263V262H134ZM195 264V262H194ZM199 264V263H197Z\"/></svg>",
    "mask_w": 264,
    "mask_h": 264
}]
</instances>
